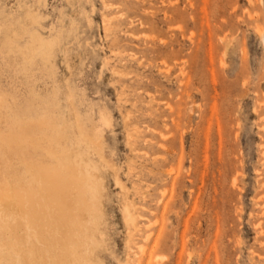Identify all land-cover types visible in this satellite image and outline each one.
<instances>
[{"label": "rangeland", "instance_id": "rangeland-1", "mask_svg": "<svg viewBox=\"0 0 264 264\" xmlns=\"http://www.w3.org/2000/svg\"><path fill=\"white\" fill-rule=\"evenodd\" d=\"M263 34L264 0H0V264H264Z\"/></svg>", "mask_w": 264, "mask_h": 264}, {"label": "bare ground", "instance_id": "bare-ground-1", "mask_svg": "<svg viewBox=\"0 0 264 264\" xmlns=\"http://www.w3.org/2000/svg\"><path fill=\"white\" fill-rule=\"evenodd\" d=\"M263 41H264V34L262 35ZM163 136V135H162ZM11 192V191H10ZM1 202V201H0ZM127 210V209H126Z\"/></svg>", "mask_w": 264, "mask_h": 264}]
</instances>
